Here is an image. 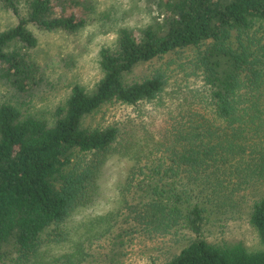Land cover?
<instances>
[{
	"label": "trees",
	"instance_id": "1",
	"mask_svg": "<svg viewBox=\"0 0 264 264\" xmlns=\"http://www.w3.org/2000/svg\"><path fill=\"white\" fill-rule=\"evenodd\" d=\"M97 1L0 0L16 20L0 29V91L11 94L0 103V264H82L100 239L110 246L102 262L122 264L140 235L179 229L190 236L164 264H264V0H142L150 22L121 27L101 48L92 88L74 84L50 117L24 109L46 85L37 30L78 32ZM168 99L176 104L160 134H139L132 117L88 122L105 106L162 110ZM112 154L133 161L119 206L89 217L72 252L44 259L97 198ZM252 192L248 222L262 248L204 237L213 216L235 213Z\"/></svg>",
	"mask_w": 264,
	"mask_h": 264
},
{
	"label": "rangeland",
	"instance_id": "2",
	"mask_svg": "<svg viewBox=\"0 0 264 264\" xmlns=\"http://www.w3.org/2000/svg\"><path fill=\"white\" fill-rule=\"evenodd\" d=\"M97 2L93 18L78 32L37 30L39 45L35 49L34 56L44 71L46 85H41V89L38 88L40 90L31 101L28 100L24 109L35 115L50 117L53 109L67 98L74 84L92 88L102 76L101 48L115 42L117 31L121 27L138 28L151 20L148 6L142 0H98ZM15 22V18L9 12L0 8V29L12 26ZM163 62L164 60H159L141 64L131 77H142L155 65ZM175 77L183 86L185 82L183 73H176ZM10 95L8 90L0 91V103ZM174 101L168 99L166 106L162 108L163 111L155 110L152 104L143 105L139 111H136L116 103L105 106L100 112L89 117L88 122L93 125L107 123L114 119L127 122L132 117L142 130L138 132L139 134L148 130L160 134L167 124V107L172 104L171 109H174L176 104ZM131 123L134 122L131 121ZM124 139L129 140L131 136L125 135ZM132 165V160L119 154H112L108 158L97 181L99 186L97 198L92 204L77 209L68 218L65 227L67 240L45 245L44 259L51 260L52 257L72 252L74 243L81 238L80 235L85 230L83 224L89 217L119 206L122 198L121 190ZM253 194L254 192L247 197L246 201H242L239 210L230 216H213L205 228L204 237L212 242H242L251 251L262 248L257 233L248 222L247 205ZM189 236L183 229L165 236L140 235L127 247L128 252L122 258V264H164L181 250ZM109 248L108 242L104 239L94 241L89 248L90 257L82 264H104L102 259Z\"/></svg>",
	"mask_w": 264,
	"mask_h": 264
}]
</instances>
